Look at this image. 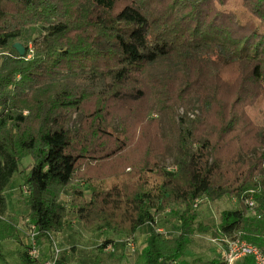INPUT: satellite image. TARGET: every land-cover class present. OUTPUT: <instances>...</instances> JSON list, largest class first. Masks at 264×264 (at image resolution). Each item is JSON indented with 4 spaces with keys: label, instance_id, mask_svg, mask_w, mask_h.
<instances>
[{
    "label": "trees",
    "instance_id": "obj_1",
    "mask_svg": "<svg viewBox=\"0 0 264 264\" xmlns=\"http://www.w3.org/2000/svg\"><path fill=\"white\" fill-rule=\"evenodd\" d=\"M5 50L0 243L20 241L4 194L18 175L38 246L72 222L131 238L146 227L133 264H187L207 232L198 202L228 198L238 207L220 212L217 238L264 253V0H0ZM173 208L171 237L154 224ZM24 245L20 263L36 264Z\"/></svg>",
    "mask_w": 264,
    "mask_h": 264
},
{
    "label": "rangeland",
    "instance_id": "obj_2",
    "mask_svg": "<svg viewBox=\"0 0 264 264\" xmlns=\"http://www.w3.org/2000/svg\"><path fill=\"white\" fill-rule=\"evenodd\" d=\"M6 54H8V50L0 53V63L1 55ZM29 162L26 159L23 161V164L26 165ZM170 162L171 160L168 159L166 164L169 165ZM82 189L85 199H88L89 192L86 190V187H82ZM4 194L8 206L6 219L15 226L20 241L19 243L15 241L0 243V253L3 261L7 264H21L19 259L20 254L25 246L24 244H31L28 238L32 232L27 228V221L25 220V216L28 213V208L24 204L27 191L18 175L12 177ZM69 195L70 190L66 191L61 197L62 203L67 207ZM237 207L238 204L235 199L222 198L214 202L199 201L196 208L199 214L198 221L200 225L207 228V232L197 233L191 239L189 246L184 252L183 261L187 264H193V261L197 259L200 260V264L211 260L223 261L224 243L221 239L217 238L216 225L219 223L221 211ZM68 209L69 212H72L69 207ZM179 212V209L173 208V210H168L165 214L156 217L155 227L167 236H175L178 233L177 214ZM146 234L147 228L143 227L132 238L106 232L89 235L83 231L80 223L72 222L66 226L63 232L52 235V240L54 241L53 247L52 244L48 245L45 243L40 248L36 244L38 246V255L35 263L38 264L41 261L42 263L48 262L53 255L54 248L59 249L61 253H70L71 249L74 248L75 251L70 253L73 258L71 264H133L144 244ZM130 239L134 244V249L125 246L126 242ZM105 241L111 242H108L106 247L99 251L97 245L99 246ZM3 261L0 260V264H4ZM240 262L238 261L235 264H239Z\"/></svg>",
    "mask_w": 264,
    "mask_h": 264
},
{
    "label": "built area",
    "instance_id": "obj_3",
    "mask_svg": "<svg viewBox=\"0 0 264 264\" xmlns=\"http://www.w3.org/2000/svg\"><path fill=\"white\" fill-rule=\"evenodd\" d=\"M247 203L249 206L253 205L252 201H249ZM31 232L32 233L29 235L28 238L31 241V244H29L27 248V254L34 259L38 255V250H37L38 246H36L34 240L33 228L31 229ZM223 243H224V250L222 253L223 264H235L236 262L241 261L246 257L250 258L254 264H264V253L257 246L251 245L249 243L240 240H234V241L224 240ZM128 246L129 248H132L131 244H128ZM59 253L60 250L54 248L51 259L48 262H45V264H54Z\"/></svg>",
    "mask_w": 264,
    "mask_h": 264
},
{
    "label": "water",
    "instance_id": "obj_4",
    "mask_svg": "<svg viewBox=\"0 0 264 264\" xmlns=\"http://www.w3.org/2000/svg\"><path fill=\"white\" fill-rule=\"evenodd\" d=\"M12 48L17 52V54H18L20 57H23V56H24L25 49H24V47L22 46V44H20V43H14V44L12 45Z\"/></svg>",
    "mask_w": 264,
    "mask_h": 264
},
{
    "label": "crops",
    "instance_id": "obj_5",
    "mask_svg": "<svg viewBox=\"0 0 264 264\" xmlns=\"http://www.w3.org/2000/svg\"><path fill=\"white\" fill-rule=\"evenodd\" d=\"M142 229V228H141ZM44 245V244H43ZM43 245H40V248L43 247ZM98 246V245H97ZM243 260H241V262L239 264H242Z\"/></svg>",
    "mask_w": 264,
    "mask_h": 264
}]
</instances>
